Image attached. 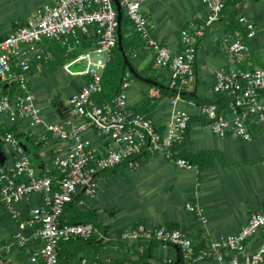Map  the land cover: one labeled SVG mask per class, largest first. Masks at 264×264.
<instances>
[{"label": "built area", "instance_id": "2783aa9c", "mask_svg": "<svg viewBox=\"0 0 264 264\" xmlns=\"http://www.w3.org/2000/svg\"><path fill=\"white\" fill-rule=\"evenodd\" d=\"M119 2L130 20L128 27L141 36L146 49L154 54L157 66L168 71L167 84L174 89V99L178 98L194 74L198 43L207 27L218 19L227 0H201L204 14L179 29L178 50L154 37L142 8L143 0ZM236 19L239 26L223 36L231 63L217 67L211 83L214 92L224 95L223 104L203 101L199 110L214 133L250 140L264 122V62L252 64L246 60L247 40L257 31L254 21L243 13ZM117 25L113 0H52L44 2L35 14L0 38V111L11 124L18 119H26L33 125L42 124L43 140L49 133L67 143L66 149L50 157L44 170L39 172L12 130H5L3 136L13 162L10 169L0 168L2 203L16 216L15 201L34 192L40 196V200L30 206L28 218L18 219L13 232L18 244H25L29 238L37 240L29 254L35 264H63L59 249L64 241L93 235L108 240L100 224L63 219L66 204L79 191L85 198L98 194L97 176L101 171L123 161L128 167H136L144 147L164 154L181 166L192 165L172 150L173 145L186 139L190 113L184 109L175 110L164 130H158L151 117L134 110L127 97L126 88L133 79L127 67L120 90L110 100L102 103L95 100L94 94L101 88L102 72L117 44ZM50 42H58L65 54L71 55L62 63L63 67L70 73L84 75L85 80L68 96L64 118L45 122L40 106L34 101L28 71L33 61L44 66L45 60L53 56ZM262 50L264 52V44ZM79 61L83 65L72 69L71 66ZM148 93L158 96L160 87L150 86ZM88 128L101 138L100 143H93L85 134ZM185 206L203 218L200 204L186 201ZM122 237L170 243L178 252L176 264H188L198 256L227 257L228 264H264V207L250 212L236 232L215 237L201 249L196 248L197 242L188 231L165 223L138 221L126 227ZM251 239L255 244L242 260L239 256L244 254L246 242ZM174 258L164 255L147 258L139 264H174ZM4 262L0 249V264ZM90 264L120 263L105 256Z\"/></svg>", "mask_w": 264, "mask_h": 264}, {"label": "crops", "instance_id": "0c3cea01", "mask_svg": "<svg viewBox=\"0 0 264 264\" xmlns=\"http://www.w3.org/2000/svg\"><path fill=\"white\" fill-rule=\"evenodd\" d=\"M47 1L52 0H0V38L35 14ZM142 8L149 18L154 37L173 50L180 48L179 29L201 17L205 11L201 0H143ZM240 13L252 18L257 28L256 34L247 40L246 60L263 64L264 0H227L218 19L207 27L200 39L194 74L176 99L174 89L167 84L168 71L157 66L151 50L146 49L133 59L136 71L149 73L142 76L163 83L164 88L158 96H152L148 88L156 84L133 78L126 88L129 101L139 105L148 99L145 103L147 114L160 131L164 130L175 110H187L191 121L179 150L188 158L197 156L201 165L181 166L164 154L153 153L144 147L136 167L121 162L101 171L97 176L98 194L85 198L79 191L75 206L95 209L96 221L104 227L109 238L102 240L93 235L61 242L59 258L63 264H90L105 256L120 264H139L147 258L164 255L174 256L176 264L178 252L172 244L154 240L151 255L143 258L139 253L148 242L123 238V230L138 221L165 223L188 231L197 242L196 248L201 249L215 237L236 232L250 212L264 207V122L252 139L245 140L214 133L199 110L203 101L223 104L224 95L214 92L211 87L213 72L217 67L231 63L223 36L239 26L236 16ZM28 74L34 101L40 106L45 122L64 118L68 96L85 80L84 75L70 73L62 63L50 70L46 64L41 66L33 61ZM10 125L39 172L44 170L50 157L67 147L65 140L48 132L47 139L43 140L42 124L33 125L26 119L11 124L0 111V168L10 169L13 162L9 146L3 140ZM85 134L93 143H100L101 138L92 128L86 129ZM206 152L212 154L207 153L211 155L209 164L205 162ZM39 200V194L34 192L15 201L14 216L0 199V249L5 257L4 264H35L29 254L37 240L29 238L21 245L14 240L13 232L18 219H27L30 206ZM186 201L200 204L203 218L189 211ZM63 219L66 220L64 214ZM26 232H30L29 228ZM254 244V239L246 242L240 259H244ZM188 264H228V261L227 257L198 256Z\"/></svg>", "mask_w": 264, "mask_h": 264}, {"label": "trees", "instance_id": "16d2710c", "mask_svg": "<svg viewBox=\"0 0 264 264\" xmlns=\"http://www.w3.org/2000/svg\"><path fill=\"white\" fill-rule=\"evenodd\" d=\"M130 24V20L128 16L125 14L124 11H122V18H121V41L123 49L128 56L129 60L135 67L133 63V59L136 56H139L143 53L144 50H146V47L143 44V39L141 36L134 30L128 27ZM49 49L51 50L53 56L47 60H45V64L48 69H53L54 66H56L59 63H63L65 60H67L71 55L65 54L64 48L58 43V42H50ZM136 68V67H135ZM126 70V66L124 64V60L122 58V55L116 46L113 48L112 56L110 60L106 63V66L102 72L101 76V88L98 92L94 94V98L98 103L105 102L106 100H110L121 88V80L122 75L124 71ZM139 74L141 75H149V73H145L143 70H137ZM131 76L133 78H136L132 73ZM154 77V76H153ZM155 78V77H154ZM160 87V90L164 88L163 83H159L158 85ZM148 99L144 100L141 104L136 105L132 104L134 110L144 113L147 116H149L147 113V109L145 108V103ZM12 130L13 132V125H10L6 128ZM182 143H178L172 146V150L174 154L176 155H182L185 157L191 164H196L200 167V161L197 156L193 157H186L183 153L179 150V146ZM206 152L205 156L207 157L205 159V162L209 164L211 162V158ZM204 154V153H203ZM199 156V155H198ZM126 163V161H123ZM80 193H77L71 201H69L65 208H64V215H66V220L69 221H92L96 224H99L96 221L97 213L96 210L93 208L88 207H76L75 202L77 201V198ZM171 226V225H170ZM174 227V226H172ZM78 240H82L81 238H77ZM74 240V239H71ZM154 240L148 241L147 245L142 249V251L139 253L140 257H148L152 253V248L154 245Z\"/></svg>", "mask_w": 264, "mask_h": 264}, {"label": "water", "instance_id": "95a60500", "mask_svg": "<svg viewBox=\"0 0 264 264\" xmlns=\"http://www.w3.org/2000/svg\"><path fill=\"white\" fill-rule=\"evenodd\" d=\"M114 3H115V7H116V10H117V19H118V25H117V28H116V37H117V47L122 55V58L124 60V64L125 66L129 69V71L137 78H140L146 82H149V83H152V84H156V85H159L158 82H156L155 80L151 79V78H148V77H144L142 76L141 74H139L136 69L134 68L133 64L131 63V61L129 60L128 56L126 55L124 49H123V46H122V41H121V38H122V35H121V18H122V7L120 5V2L119 0H113Z\"/></svg>", "mask_w": 264, "mask_h": 264}, {"label": "rangeland", "instance_id": "374dc122", "mask_svg": "<svg viewBox=\"0 0 264 264\" xmlns=\"http://www.w3.org/2000/svg\"><path fill=\"white\" fill-rule=\"evenodd\" d=\"M65 61H66V60H65ZM82 65H83L82 62L79 61V62L74 63V64L71 66V68H72V69L80 68Z\"/></svg>", "mask_w": 264, "mask_h": 264}]
</instances>
